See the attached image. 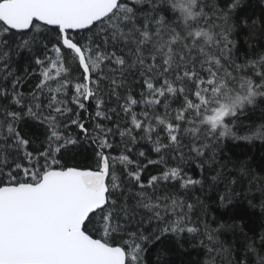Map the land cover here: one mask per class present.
<instances>
[{
	"label": "snow or ice",
	"instance_id": "6c2138e0",
	"mask_svg": "<svg viewBox=\"0 0 264 264\" xmlns=\"http://www.w3.org/2000/svg\"><path fill=\"white\" fill-rule=\"evenodd\" d=\"M241 142L264 0H0V264H264Z\"/></svg>",
	"mask_w": 264,
	"mask_h": 264
},
{
	"label": "trees",
	"instance_id": "16d2710c",
	"mask_svg": "<svg viewBox=\"0 0 264 264\" xmlns=\"http://www.w3.org/2000/svg\"><path fill=\"white\" fill-rule=\"evenodd\" d=\"M241 149L249 151L251 153H255L257 156H259L260 153L264 152V148L260 147L259 142H256L254 146H247V147H245L243 145V142H241V148H238L237 151H240ZM77 160L82 161V157L78 156ZM157 249H159L161 253L165 255L166 258L171 257V259L168 260V264H187V261L194 260L196 258L195 254H193L191 257L183 256V258L181 259V254L185 250L177 248L174 245V243L168 239L164 240L160 244H157L156 247L152 249V253H151L152 259L155 258Z\"/></svg>",
	"mask_w": 264,
	"mask_h": 264
}]
</instances>
